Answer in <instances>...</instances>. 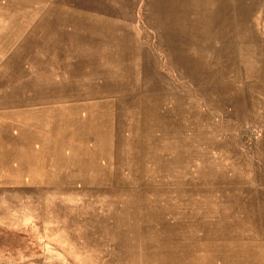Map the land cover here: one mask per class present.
<instances>
[{"label":"rangeland","instance_id":"rangeland-1","mask_svg":"<svg viewBox=\"0 0 264 264\" xmlns=\"http://www.w3.org/2000/svg\"><path fill=\"white\" fill-rule=\"evenodd\" d=\"M48 12L97 43L72 122L122 173L2 193L0 264H264V0H0V75Z\"/></svg>","mask_w":264,"mask_h":264},{"label":"crops","instance_id":"crops-1","mask_svg":"<svg viewBox=\"0 0 264 264\" xmlns=\"http://www.w3.org/2000/svg\"><path fill=\"white\" fill-rule=\"evenodd\" d=\"M41 16L31 34L32 44H18V49L28 46L36 52L32 73L21 72L17 66L13 75H0V195L23 189L28 179L33 185L52 188L58 181L100 188L101 181L115 180L122 173L118 166L123 156L104 162L98 143L79 132L93 127L72 122L74 117L88 119L92 113L84 102L89 97L86 86L92 82L88 69L97 64L87 59L88 52H97V43L89 48L87 27L78 22L67 27L65 15L48 12ZM93 35L96 40L100 34ZM103 66L97 65L100 70ZM41 71L46 75L41 76ZM73 149H85L86 155L72 159Z\"/></svg>","mask_w":264,"mask_h":264}]
</instances>
